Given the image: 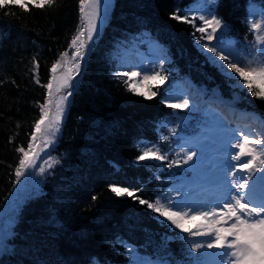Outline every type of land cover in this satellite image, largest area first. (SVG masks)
I'll list each match as a JSON object with an SVG mask.
<instances>
[{"label":"trees","instance_id":"trees-1","mask_svg":"<svg viewBox=\"0 0 264 264\" xmlns=\"http://www.w3.org/2000/svg\"><path fill=\"white\" fill-rule=\"evenodd\" d=\"M198 2L113 0L79 71L63 87L72 92L61 132L40 155L37 164L45 170L39 171L35 191L17 209L0 241V264H133L139 255L166 264H192L191 243L201 240L170 227L137 199L116 195L110 185L139 189L135 195L140 199L154 202L159 197L163 203L171 185L197 178L195 157L185 164L186 152L175 142L202 133L211 118L200 111L193 116L180 108L175 112L163 102L167 85L188 80L205 95L251 110L264 120V99L225 76L209 61L207 49L197 44L211 28L201 34L196 31L203 26L199 19L193 26L172 18L178 12L191 19L188 11ZM210 5L226 26L223 42L235 39L237 49L250 57L258 36L250 28L252 12L264 13V0H214ZM79 7V0H55L43 8L18 0L0 7V209L18 182L15 170L22 153L16 149L28 148L41 115L39 106L47 99L44 85L51 80L52 65L77 34ZM145 39L161 43L168 56L162 70L167 82L151 85L156 95L150 99L132 91L127 76L113 72L122 50L134 43L145 46ZM153 146L167 159H137ZM173 161L180 163L168 167ZM31 176L28 172L27 181Z\"/></svg>","mask_w":264,"mask_h":264},{"label":"snow or ice","instance_id":"snow-or-ice-1","mask_svg":"<svg viewBox=\"0 0 264 264\" xmlns=\"http://www.w3.org/2000/svg\"><path fill=\"white\" fill-rule=\"evenodd\" d=\"M18 0H0V7H6L12 4H17ZM34 6L43 8L51 6L55 0H33ZM101 4L102 0H79V11L81 14L80 26L77 34L73 36L70 47H74L73 60L76 61L73 65L79 71V59L83 57L84 52L81 49L85 48L89 42L93 41L95 34L98 33V21L101 17ZM21 8L27 6L19 3ZM212 7V5H209ZM199 11H204L203 8ZM172 18L184 22L191 23L195 26L196 19L202 22L201 27L196 31L201 34L207 32L211 28V32L206 37L198 38L197 44H202V49H207L208 52L213 53V56L208 57L209 61L217 66L225 76L231 79H236L241 87H247V90L252 96L264 99V36L258 35L256 37L257 47L251 53L250 57H241L233 55L229 52L225 55L223 47V29L226 27L221 18L215 14L209 13L208 16L196 15L193 13L191 19L187 14L180 15L178 12L172 14ZM250 28L259 32H264V24L251 23ZM218 29L221 30L218 34ZM86 39H82L85 37ZM207 39L212 41L218 40V43L209 46L203 43ZM68 53L61 54L60 60L52 65L51 71L53 73L52 79L55 80V73L57 68L61 66V61L67 57ZM219 57V61L216 59ZM35 59V58H34ZM224 63H220V62ZM226 65V68H225ZM39 65L34 64V70H38ZM227 69H232L228 72ZM233 73L235 76H233ZM119 75V74H117ZM134 77L138 73H130ZM71 77H63L57 85L56 91L59 92L61 87H68V81ZM159 79L163 83L166 77L160 76L155 73L153 76H144V80ZM242 82V84L240 83ZM36 83H40L38 74L36 76ZM48 89L49 100L45 104L40 105V118L36 121L34 127L36 132L32 135V140L36 141L39 137H43V144L37 145L35 143L28 144V150L24 147H19L16 150L22 153L19 159V165L15 170L16 179L19 180L25 174L26 169L32 168L40 152L47 148L52 142V136L55 132L59 131V123L61 115L64 111L63 101L67 99L66 96H61L56 104L57 112L55 117L49 119L48 105L52 103V89L53 84L50 81L44 85ZM131 87V86H130ZM257 89V90H254ZM132 91H137L135 87H131ZM140 95L146 98L155 96V92L149 95L147 92H139ZM167 103V99L163 101ZM174 109L188 108V99H183L178 103L169 105ZM175 132V129H172ZM258 136L257 139L252 140L250 137ZM236 140L235 144L228 143L225 146L227 149H236L235 154H230L229 159L223 161L221 167V176L219 177L222 188L216 193L214 206L210 207L207 211L196 212L194 209L189 211H174L176 205L172 203H162L158 197L154 202H149L140 199L135 195L139 189L129 190L128 188H121L115 185H110L111 190L118 196L128 195L137 199L141 205H146L148 209L157 213L158 216L163 217L170 227L180 229L191 236H198L206 238L204 243H191V249L188 255L192 257V264H206V261L201 257L216 256L218 259L215 264H264V133L257 134L249 132L247 135L241 131L239 135L233 134L231 137ZM167 140V137H164ZM195 147V145H193ZM143 154L138 156V160L146 158H155L157 160H166V154H160L159 148L148 147L142 150ZM181 151H185L181 148ZM31 153V155H30ZM201 158L203 151H201ZM197 157L196 151H188L184 163L193 161ZM235 161L236 163H232ZM258 162V163H254ZM173 163H180V161H173L168 165L172 167ZM195 166V162L192 165ZM44 168H40V172H44ZM246 173V174H245ZM231 177V179H228ZM221 201H223L221 203ZM202 218L201 223L197 225V230L185 227L182 223L185 219L191 218L193 220ZM167 239V237L165 238ZM186 239V238H185ZM204 249H218V252L208 253ZM198 252L199 256H192V253ZM94 264L98 262L94 261ZM151 264V262H149ZM176 264H181L177 261Z\"/></svg>","mask_w":264,"mask_h":264},{"label":"rangeland","instance_id":"rangeland-1","mask_svg":"<svg viewBox=\"0 0 264 264\" xmlns=\"http://www.w3.org/2000/svg\"><path fill=\"white\" fill-rule=\"evenodd\" d=\"M213 1L214 0H205V2L208 3H212ZM112 2L113 0H102L101 17L100 20L98 21V33L105 24V22L107 21L108 9L111 6ZM208 6L209 4L205 5L201 2V0H199V2L188 12L192 16L193 13H195L196 15L208 16L210 12L213 13ZM201 8H203L204 11H199V9ZM263 14L264 13H262V11L260 10H253L252 12L253 23L264 24ZM218 31L221 30L218 29ZM256 32L257 35L264 36V32H259L257 30ZM98 33L95 34V37ZM82 39H86V34L85 37H82ZM234 42L235 39L233 38L231 39L229 38L227 42H223V47L225 49L224 54L227 55L229 52H232L233 55L246 57L245 55H243V53L240 50L237 49ZM91 43L92 41L89 42L85 48L81 49V51L84 52V55L87 53ZM217 43L218 40L214 39L212 41H209L208 44L209 46L211 45L213 46ZM161 46H162L161 44L157 43L152 39H145V46L143 48H139L138 50L136 47H134L135 49L134 51L138 52L137 58L139 59V66H140L139 69L142 75L144 86L145 87L148 86L144 92H147L148 94H151V92H153L151 89V85H156L161 83L159 82L158 78L156 80L150 79L148 81H145L144 80L145 75L151 77L155 73H159L160 76L166 77L163 83L167 82V75L164 74L162 70L163 68H165L164 66H165V62L168 60V56L165 53L164 48H162ZM74 51H75L74 47H69V49L66 51L68 55L67 57L64 58L63 61H61V66L57 68V71L55 73V77H56L55 80L52 79L53 73L51 75L50 81L53 84V89L51 96L52 103L48 105L49 119L55 117L57 112L56 104L60 100V97L66 96L67 99L63 101L62 106L64 111L61 115V119L59 123V131L55 132V134L52 136V142L48 145L47 148H44L43 152H48L50 150V147L56 143L57 136L61 132L62 122L66 114V108L72 90L65 92L63 91V87H61L60 91L57 92L56 88L60 80L66 76L71 77L68 81V85H69L74 73L77 71L73 66L76 62L72 58ZM209 54L211 55L213 53L209 52ZM82 58L79 59V63H81ZM126 62L128 63V61H126L124 59V56L122 55V57H120V67H119L120 70L122 69L124 63L126 64ZM220 63H224V62L221 61ZM167 84H169V82ZM164 91H166L167 94V102H169L170 104L178 103L183 99H188L189 107L186 109L185 108H180V109L192 112L193 114L191 116L195 115L196 112L200 111L201 115L208 116L211 118V120L206 122L204 126L205 131H202L203 133H197L195 136L193 135L192 137L182 136L180 139H178L175 142V145H177L179 149L183 148L185 150L184 152L186 153L188 151L197 152V157H195L196 163H195L194 171H197L198 175L197 178L187 177L186 179H182L176 184L171 185V188L165 192L164 197H166V199H162L163 203L170 202L176 205V207L173 209L174 211H189L190 209H194L196 212L207 211L210 207L214 206L216 193H218L222 188L219 179V177L222 174L221 173L222 163L223 161L229 159L230 154H235V151H237L236 149L229 148L227 149L226 152L225 146L228 143L231 144L236 143V140L231 138L233 134L238 136L239 133L243 131L247 135L249 132H246V130L249 127H246L242 123H238L228 117V115L225 112V106H224L225 103H228L227 101L211 100L209 97L205 96V93L200 88H198L188 80L182 79L175 82L171 86L167 85L164 87ZM48 100H49V96L47 94L46 101ZM232 109L233 111H237V112H246L244 110L242 111L241 109H238V107H233ZM174 111L177 112L178 109H174ZM246 114L248 119L253 118L254 116V115H250L249 112H246ZM184 115L187 116L188 113H185ZM257 122H258L257 123L258 127H260L262 131L256 133H260V134L264 133V126H263L264 123L260 119H257ZM35 132L36 130L34 131V133ZM37 135H38V139L36 141H33L31 137L30 143H35L37 145L42 146L44 138L39 137V134ZM250 139L254 140L255 136L250 137ZM193 145H195V147ZM201 151H203L202 158L200 155ZM47 159L48 158L46 157V160ZM38 161L39 160L37 159L35 165L31 168V171H28V169L25 170V174L20 177L17 184L15 185L11 193L8 195L5 204L0 209V241L4 237L5 231L9 229V226L11 224H13L14 219L16 217L17 209H19L20 205L25 201V199H27L35 191V186H36L35 180L38 179V174L40 171V165L38 167L37 164ZM232 163H236V162L232 161ZM254 163H258V162L254 161ZM36 167L38 168L36 169ZM28 172L32 173V176L30 180L27 181L26 186L24 188H20V185L25 183V178L28 177ZM228 179H231V177H229ZM222 202L223 201H221V203ZM201 219L202 218L199 217L195 220L188 218L185 219L182 223L185 225V227L191 228L192 230L195 231L197 230V225L201 223ZM194 238L196 240H201L203 243L206 242V238L198 237V236H194ZM218 251H219L218 249H207L208 253H214ZM202 259L206 261V264H215V261L218 259V257L210 255L208 257H202ZM132 262L133 264H149V262H151V264H166L163 260L152 259L145 255L134 256Z\"/></svg>","mask_w":264,"mask_h":264},{"label":"water","instance_id":"water-1","mask_svg":"<svg viewBox=\"0 0 264 264\" xmlns=\"http://www.w3.org/2000/svg\"><path fill=\"white\" fill-rule=\"evenodd\" d=\"M41 153H42V151L40 152V154H41ZM25 185H26V184H23V185H21V188H24V187H25Z\"/></svg>","mask_w":264,"mask_h":264},{"label":"bare ground","instance_id":"bare-ground-1","mask_svg":"<svg viewBox=\"0 0 264 264\" xmlns=\"http://www.w3.org/2000/svg\"><path fill=\"white\" fill-rule=\"evenodd\" d=\"M247 117V116H246Z\"/></svg>","mask_w":264,"mask_h":264}]
</instances>
